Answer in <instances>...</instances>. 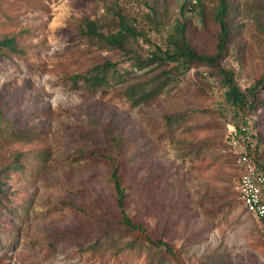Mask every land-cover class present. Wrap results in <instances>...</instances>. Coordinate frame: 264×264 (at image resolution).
<instances>
[{"label": "rangeland", "instance_id": "rangeland-1", "mask_svg": "<svg viewBox=\"0 0 264 264\" xmlns=\"http://www.w3.org/2000/svg\"><path fill=\"white\" fill-rule=\"evenodd\" d=\"M183 1L0 0V38L18 48L0 55V264H264L228 139L231 124L251 118L264 165V105L238 108L204 65L143 62L168 46L179 20L198 51H216L218 0L188 4L182 18ZM229 1L222 63L245 90L264 73V0ZM120 15L145 34L127 36V51L86 32L87 20L117 32ZM107 60L116 63L107 83L73 78ZM163 78L167 86L146 101L125 95L129 84ZM108 155L141 230L122 222ZM9 163L23 168L2 170Z\"/></svg>", "mask_w": 264, "mask_h": 264}, {"label": "trees", "instance_id": "trees-1", "mask_svg": "<svg viewBox=\"0 0 264 264\" xmlns=\"http://www.w3.org/2000/svg\"><path fill=\"white\" fill-rule=\"evenodd\" d=\"M201 1L202 0H195V2L193 0H184L181 5V17H185V11L188 4H191L192 7H194L197 4L201 3ZM229 11L230 1L218 0L214 17L219 24V34L216 51L214 53L208 54L198 51L193 46L191 41L187 38L186 22L179 20V22L175 25V33H172L170 36L168 46L165 48L157 46L153 53L146 59V63L145 61L143 62L144 65L146 64L145 66L156 63L159 65L174 63L172 71H175L176 69H187L190 66L196 64L204 65L209 69L210 75L218 77L222 84L227 87V94L229 96V99L238 108L245 109L249 107V109H255L264 105V97L261 94V92L264 90V73L252 85L243 90L237 83L234 71L228 69L222 63L224 57L227 54L231 36L229 22L227 19ZM119 24L121 26L120 30L114 33L104 34L99 32V26L94 20H87L86 32L90 35L101 36L112 47L121 48L126 51L127 48L125 47V40L127 36H145L142 31H139L135 27L129 25L122 15H120L119 17ZM4 47H7L13 51L18 50L14 37L5 36L3 38H0V55L2 53V48ZM115 65V62L107 60L102 64H97L89 69L86 76L77 74L74 75L73 78L76 79L83 76V78L88 80L91 84L102 85L107 83L105 72ZM199 74L200 73H198V75ZM156 79H152L147 83L137 82L127 85L125 89L126 97L129 98L134 104H138L148 100L152 96L161 93L167 86L168 79L163 78L159 81ZM151 84H153V87H150ZM109 138L112 143L114 142L118 145L122 140V137L120 135L114 134L112 131H110L109 133ZM255 154L257 161L260 162L256 148ZM107 158L112 164L110 181L112 182L114 190L116 192V204L118 205L122 222L132 229L141 230L143 225L133 221V218L127 212V187L124 183L125 174L120 172L115 159L111 155H108ZM15 168L20 169L23 168V166L20 163H9V165H7L2 170H13ZM4 174L5 173H0V197L2 196V193L6 192V189L4 188V185L6 184V181H4ZM148 237L149 239L151 238L149 235ZM151 240H154V244L158 247L163 246L167 250H172L171 243L166 239L151 238Z\"/></svg>", "mask_w": 264, "mask_h": 264}, {"label": "built area", "instance_id": "built-area-1", "mask_svg": "<svg viewBox=\"0 0 264 264\" xmlns=\"http://www.w3.org/2000/svg\"><path fill=\"white\" fill-rule=\"evenodd\" d=\"M254 137L251 118H246L239 125H230L228 139L235 149L240 170L235 189L246 210L259 220L264 241V165L256 159Z\"/></svg>", "mask_w": 264, "mask_h": 264}, {"label": "crops", "instance_id": "crops-1", "mask_svg": "<svg viewBox=\"0 0 264 264\" xmlns=\"http://www.w3.org/2000/svg\"><path fill=\"white\" fill-rule=\"evenodd\" d=\"M257 219V218H256ZM257 221L259 222V220L257 219ZM259 224H260V222H259ZM259 230H260V227H259ZM260 233V232H259ZM260 236H261V233H260ZM261 238H262V236H261ZM250 240V239H249Z\"/></svg>", "mask_w": 264, "mask_h": 264}]
</instances>
